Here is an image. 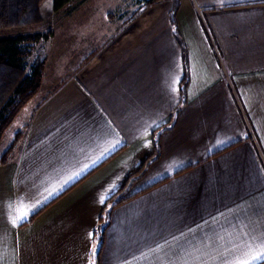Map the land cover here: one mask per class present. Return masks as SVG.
Masks as SVG:
<instances>
[{"label": "crops", "instance_id": "0c3cea01", "mask_svg": "<svg viewBox=\"0 0 264 264\" xmlns=\"http://www.w3.org/2000/svg\"><path fill=\"white\" fill-rule=\"evenodd\" d=\"M171 7L47 88L45 69L47 100L0 163V264H95L106 204L144 165L99 264H264V0H181L175 28Z\"/></svg>", "mask_w": 264, "mask_h": 264}, {"label": "trees", "instance_id": "16d2710c", "mask_svg": "<svg viewBox=\"0 0 264 264\" xmlns=\"http://www.w3.org/2000/svg\"><path fill=\"white\" fill-rule=\"evenodd\" d=\"M46 0H0V31L9 29L30 28L34 26L44 27V18L41 7ZM53 10L58 13L68 6L73 0H52ZM163 3H171L169 12L172 25L176 27V14L180 8L181 0H142L139 14L146 12L149 8ZM176 32V37L179 38ZM53 37L51 29H44L39 32L29 33L16 37L0 38V145L20 115L22 110L40 94L45 79L47 59L35 57L37 48L49 42ZM183 59L186 62V52L181 40ZM65 84V81L62 82ZM188 86V74L185 67V75L181 85L182 104L185 103V93ZM55 92V91H54ZM52 92L51 94H53ZM50 94V95H51ZM44 98L38 104V110L46 101ZM174 128L173 117L166 125L157 129L154 138V153L146 164L155 161L160 156L159 137L162 133ZM27 126L15 133L14 139L0 158L1 164L8 163L9 157L23 140ZM144 165L138 173L134 174L127 181L126 185L106 204V212L102 216V226L97 233L99 250L95 255V264H99L100 253L104 246V236L108 228L110 217L115 208L125 203L131 196H128L129 185L136 180L145 169Z\"/></svg>", "mask_w": 264, "mask_h": 264}, {"label": "rangeland", "instance_id": "374dc122", "mask_svg": "<svg viewBox=\"0 0 264 264\" xmlns=\"http://www.w3.org/2000/svg\"><path fill=\"white\" fill-rule=\"evenodd\" d=\"M141 1L73 0L61 12L56 13L53 10V1L46 0L41 7L44 27L53 31V37L49 42L41 44L35 52V57L47 59L48 80L44 84L45 88L48 87L51 79L62 78L67 74L72 58L75 65L77 57L80 58L81 54L87 52L86 49H94L98 46L96 43L98 40L106 41L108 37H115L119 32L121 35L126 30L124 25L131 20L142 18L143 13L139 14L142 8ZM124 21L129 22L125 24ZM45 28L34 26L3 30L0 31V38L35 33ZM47 93L48 91L40 92L16 118L0 145V158L11 145L15 133L22 128L25 120L30 118L29 114L35 110Z\"/></svg>", "mask_w": 264, "mask_h": 264}, {"label": "snow or ice", "instance_id": "6c2138e0", "mask_svg": "<svg viewBox=\"0 0 264 264\" xmlns=\"http://www.w3.org/2000/svg\"><path fill=\"white\" fill-rule=\"evenodd\" d=\"M101 203H103V200H101ZM259 258L264 259V252L260 253ZM256 259H257L256 257H253L252 260H244L241 262V264H255Z\"/></svg>", "mask_w": 264, "mask_h": 264}]
</instances>
